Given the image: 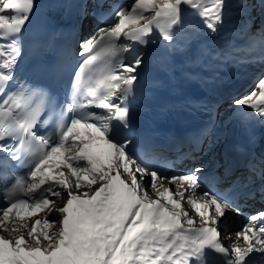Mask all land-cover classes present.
<instances>
[{"label":"snow or ice","instance_id":"6c2138e0","mask_svg":"<svg viewBox=\"0 0 264 264\" xmlns=\"http://www.w3.org/2000/svg\"><path fill=\"white\" fill-rule=\"evenodd\" d=\"M35 6V0H0V40L10 39L0 42V167L15 162L29 168L14 177L0 205V264H214L213 254L223 264H264V222L254 223L264 221V211L251 216L235 239L230 232L222 237L227 212L239 214V208L210 190L198 191L202 165L173 176L149 170L136 155L131 127L144 52L127 62L124 53L135 42L146 46L154 28L170 54L185 51L173 31L183 24L182 6L207 18L215 33L225 0L210 6L208 0H134L130 10H115L114 23L97 27L81 44L80 55H88L70 74L63 102L42 82L5 91ZM50 73L59 79L62 65ZM233 103L264 118V78ZM50 107L57 109L58 132L40 134ZM93 107L105 114L90 112ZM67 113L72 117L65 122ZM249 168L264 176L251 160Z\"/></svg>","mask_w":264,"mask_h":264},{"label":"bare ground","instance_id":"6f19581e","mask_svg":"<svg viewBox=\"0 0 264 264\" xmlns=\"http://www.w3.org/2000/svg\"><path fill=\"white\" fill-rule=\"evenodd\" d=\"M47 0H35V9L45 5ZM122 0H108L105 6H102L101 13L105 14L110 12V7ZM96 0H91L92 10L93 3ZM134 0H131V4ZM210 6L211 0H208ZM90 5V6H91ZM184 8L183 20H187L189 23L198 24L201 26L198 35L200 42L207 44L208 52L215 53L218 50H226L228 48H236L238 45L245 41H250L256 47H264V0H225V7L223 10V23L217 25V31L215 33L209 29L205 23L204 17H201L198 12L187 6ZM34 9V10H35ZM150 12H146L148 15ZM92 18H88L86 14L83 16L82 23L84 24L85 31L82 33V39L88 40L95 33L97 27H99V20L97 23H92ZM143 21H141L142 23ZM5 72L8 70L4 69ZM97 115H104L105 113L94 110ZM205 139V137L203 136ZM214 139L216 136L213 137ZM217 139V138H216ZM262 144V143H261ZM193 146V145H192ZM196 146L194 149L189 147L188 149H180L178 152L170 153L166 151H156L152 155L141 158L140 160L146 162L149 165V170L159 169L162 175L171 176L175 172L179 171L178 165L182 162L180 157H185L187 153L200 147ZM261 145L259 150H261ZM204 161L200 164L203 166V171L200 173L203 182V188L198 190H210L218 196L224 197L231 189L232 194L228 199L236 208H239L240 213L236 214L235 211H229L220 225L222 229L227 226L229 220H237L238 226H243L244 222H248V213H255L264 211V176L258 175L249 168V164L246 166V173L240 176L236 182L232 179L234 175L232 166L226 167L228 159L225 158L222 149L213 154V151L208 150L207 154L203 155ZM202 157V158H203ZM261 154L255 155L251 160L253 164L257 166V172L260 168H264V164L260 161L263 160ZM199 165V166H200ZM228 169V171H226ZM234 172L236 170H233ZM175 191L174 185H169ZM257 195V196H256ZM186 208H190L186 202L182 201ZM42 213H38V216H42ZM253 215V216H254ZM36 217H33L35 219ZM226 221V222H225ZM264 221L256 220L254 223L258 226ZM236 224V225H237ZM235 239V233L232 234ZM227 240L226 243L227 244ZM232 242V241H231ZM243 241H241L242 243Z\"/></svg>","mask_w":264,"mask_h":264},{"label":"rangeland","instance_id":"374dc122","mask_svg":"<svg viewBox=\"0 0 264 264\" xmlns=\"http://www.w3.org/2000/svg\"><path fill=\"white\" fill-rule=\"evenodd\" d=\"M89 12H90V10L88 9L86 12L87 16H89ZM148 15H151V12ZM91 21H92V23L98 22V20L93 19V18L91 19ZM261 78H264V68L260 72L258 78L255 81H253V83L249 86V88H247L241 94H238L234 97L227 99L226 101H224L220 105L217 120L214 124V127L210 131V134L208 135L207 138H205L206 140L204 142H201L200 144H198L197 146H199V145H201V146L196 148V150H192L190 153H187L185 157H180L182 160H185L186 162L180 163L178 165L179 171L175 172L171 176L189 173L193 168L199 166L204 161L203 155L207 154L208 150L213 151V154H217L221 150V147L223 144V139L227 134L228 126L230 125V123L233 119V116L236 112V108H237V105L234 104L233 101L242 97V96L247 95L253 88H255L257 86V83H258L259 79H261ZM214 136H216L217 139L216 138L214 139L213 138ZM263 160H264V158H263ZM248 164H249V162H247L246 164H243L242 166H247ZM226 167H229V161H227ZM232 168H233V166H232ZM246 170H247L246 167H241L240 169L237 168V171H235V172L232 170L231 171V172H233L232 175H234V176H232L233 177L232 179H234V181L236 182V180L240 176H243L246 173ZM158 171L160 172L159 169H158ZM235 173H237V174H235ZM148 181H149V178L146 177L145 182H148ZM263 207H264V202H263ZM254 214L255 213H248L247 218H250ZM32 220L34 221L33 218H32ZM197 220H198V217H197ZM247 223L248 222H244L243 226L241 227V226H238L237 220L231 219V220H229V222H227V226H224L221 229V233L223 235L225 233H229V232L231 234H234V233L242 230V228ZM224 242L226 243V241H224ZM230 243H232V242L228 241L227 245Z\"/></svg>","mask_w":264,"mask_h":264}]
</instances>
